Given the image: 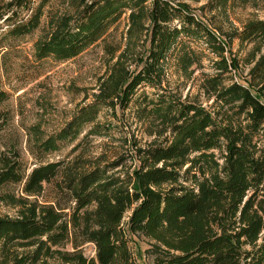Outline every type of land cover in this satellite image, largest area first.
Here are the masks:
<instances>
[{"label":"trees","instance_id":"obj_1","mask_svg":"<svg viewBox=\"0 0 264 264\" xmlns=\"http://www.w3.org/2000/svg\"><path fill=\"white\" fill-rule=\"evenodd\" d=\"M49 1L0 0V21L11 36L29 34ZM199 1L81 0L75 13L50 19L48 32L35 42L38 58L76 56L125 12L128 41L97 101L40 140L38 153L74 140L81 125L95 122L99 104L114 112L134 103V117L151 139L140 145L133 136L129 154L103 164L79 167L77 158L28 172L15 150L0 151V189L21 183L24 194L37 195L59 175L57 190L72 202L66 219L63 207L0 196L20 206L16 217L0 215V264H48L55 255L61 264H139L129 234L147 239L154 264H264V18L236 28L227 14L233 5L264 0H206L198 10L208 13L207 21L191 5ZM144 31L148 47L131 70L127 55ZM235 39L252 45L241 58L247 84L234 80L239 60L227 56ZM205 59L213 73L201 72L199 96L182 97L167 85L170 68L188 79ZM141 87L152 92L138 94ZM4 97L0 92V101ZM10 121L0 110V131ZM98 125L86 135L99 133ZM127 160L133 161L129 167ZM79 238L94 245V256L83 254ZM66 241L72 250L54 248ZM17 245L30 250L19 257Z\"/></svg>","mask_w":264,"mask_h":264},{"label":"rangeland","instance_id":"obj_2","mask_svg":"<svg viewBox=\"0 0 264 264\" xmlns=\"http://www.w3.org/2000/svg\"><path fill=\"white\" fill-rule=\"evenodd\" d=\"M81 0H50L44 7L40 25L29 34L11 36L7 32V25L0 21V92L5 93L0 101V110L11 116L9 124L0 131V151L6 154L12 149L18 153L22 165L27 172L35 165L64 161L71 164L79 159L80 166L95 165L115 160L121 154L131 152V140L135 136L140 145H145L151 138L144 133V125L138 122L130 109L122 111L116 107L115 111L98 105L97 117L94 123H84L80 126L78 136L69 142H64L58 150L38 153L36 144L46 137L55 134L71 120L77 111L97 101L100 84L107 77L113 62L124 49L128 41V12L111 24L107 32L96 42L84 48L76 56L68 59H56L52 56L38 58L35 53V42L48 32L51 18L66 13H75ZM206 0L191 2L194 12L203 20H208V13L202 14L198 7ZM232 26L241 28L251 18H264V1L256 6L233 5L227 10ZM215 22L228 28V23L216 18ZM251 44H240L233 40L229 45L227 56L239 60L237 69L232 71L234 80L247 84V67L243 65L242 57L250 49ZM148 47L146 31L142 32L135 42L133 51L127 55L131 62L130 69H134L136 58ZM133 52V54H131ZM204 66L195 70L191 78H185L176 70L170 68L167 75V85L185 97L199 96V82L201 72L213 73L209 68V61L203 60ZM140 92H152L149 87H141ZM204 105L210 101L200 96ZM98 123L97 134L86 133ZM78 144V148L75 145ZM37 152V154H36ZM36 156H41L36 158ZM132 160H127L126 167L131 166ZM82 166V167H83ZM60 176L43 184L40 194L27 196L22 191V184H7L0 189V196L5 194L13 197H28L38 204L63 207L64 218L69 219L72 202L67 195L57 190L56 182ZM20 206L5 201L0 197V215L16 217ZM126 214L124 221H127ZM129 246L139 264H154L146 249L147 239L129 234ZM78 241L81 243V239ZM62 250H72L71 242L54 247ZM79 249L87 257L95 255V247L90 242H82ZM30 248L17 245L13 251L20 257ZM48 264H61L58 257H48Z\"/></svg>","mask_w":264,"mask_h":264}]
</instances>
